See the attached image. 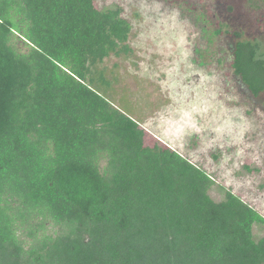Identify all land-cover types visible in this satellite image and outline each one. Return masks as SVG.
Segmentation results:
<instances>
[{
    "label": "trees",
    "instance_id": "obj_1",
    "mask_svg": "<svg viewBox=\"0 0 264 264\" xmlns=\"http://www.w3.org/2000/svg\"><path fill=\"white\" fill-rule=\"evenodd\" d=\"M96 1L0 0V264H264L261 211L225 186L215 200L205 168L146 145L109 98L131 24ZM182 7L208 54L222 27ZM234 36L230 66L258 96L261 42Z\"/></svg>",
    "mask_w": 264,
    "mask_h": 264
},
{
    "label": "rangeland",
    "instance_id": "obj_2",
    "mask_svg": "<svg viewBox=\"0 0 264 264\" xmlns=\"http://www.w3.org/2000/svg\"><path fill=\"white\" fill-rule=\"evenodd\" d=\"M187 4L204 7L222 27L208 54L191 11L181 8ZM117 5L131 24V51L106 60L113 104L145 129L146 145L170 146L205 168L216 182L215 200L225 186L264 215V92L253 95L230 66L235 32L259 40L264 53V7L246 0L96 1L98 8ZM254 234L264 236V226L256 224Z\"/></svg>",
    "mask_w": 264,
    "mask_h": 264
},
{
    "label": "flooded vegetation",
    "instance_id": "obj_3",
    "mask_svg": "<svg viewBox=\"0 0 264 264\" xmlns=\"http://www.w3.org/2000/svg\"><path fill=\"white\" fill-rule=\"evenodd\" d=\"M247 1V3L249 4V1L248 0H246ZM252 8H254V9H256V10H259L258 8H256L255 6H251Z\"/></svg>",
    "mask_w": 264,
    "mask_h": 264
}]
</instances>
